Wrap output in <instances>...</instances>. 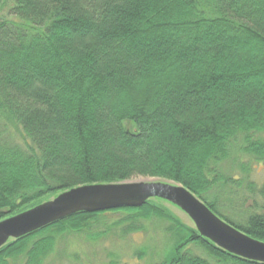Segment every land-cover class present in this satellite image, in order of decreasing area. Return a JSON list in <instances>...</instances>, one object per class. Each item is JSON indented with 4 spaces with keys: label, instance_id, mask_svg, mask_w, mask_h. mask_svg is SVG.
<instances>
[{
    "label": "trees",
    "instance_id": "16d2710c",
    "mask_svg": "<svg viewBox=\"0 0 264 264\" xmlns=\"http://www.w3.org/2000/svg\"><path fill=\"white\" fill-rule=\"evenodd\" d=\"M253 163L264 166V0H0V222L73 188L150 178L264 242ZM165 205L73 215L8 242L0 264H43L64 234L151 219L170 243L158 264H260Z\"/></svg>",
    "mask_w": 264,
    "mask_h": 264
},
{
    "label": "water",
    "instance_id": "95a60500",
    "mask_svg": "<svg viewBox=\"0 0 264 264\" xmlns=\"http://www.w3.org/2000/svg\"><path fill=\"white\" fill-rule=\"evenodd\" d=\"M161 200L186 216L202 238L240 259L264 264V242L250 238L228 225L194 194L180 184L144 178L85 185L57 196L0 222V249L8 242L79 213L91 214L121 208H140Z\"/></svg>",
    "mask_w": 264,
    "mask_h": 264
},
{
    "label": "rangeland",
    "instance_id": "374dc122",
    "mask_svg": "<svg viewBox=\"0 0 264 264\" xmlns=\"http://www.w3.org/2000/svg\"><path fill=\"white\" fill-rule=\"evenodd\" d=\"M254 165L250 179L256 185H261L264 181V166ZM165 207L188 223L182 212L174 207ZM122 217L124 215L119 213L110 215L106 224ZM101 224L99 222L84 233H69L59 237L43 264H158L170 246L165 233L166 224L157 219L142 222L143 229L130 234H123L118 227L105 233ZM10 264L20 262L10 261Z\"/></svg>",
    "mask_w": 264,
    "mask_h": 264
}]
</instances>
